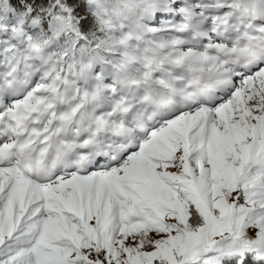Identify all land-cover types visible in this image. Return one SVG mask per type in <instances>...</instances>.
<instances>
[{
	"label": "snow or ice",
	"instance_id": "6c2138e0",
	"mask_svg": "<svg viewBox=\"0 0 264 264\" xmlns=\"http://www.w3.org/2000/svg\"><path fill=\"white\" fill-rule=\"evenodd\" d=\"M0 264H264V0H0Z\"/></svg>",
	"mask_w": 264,
	"mask_h": 264
}]
</instances>
